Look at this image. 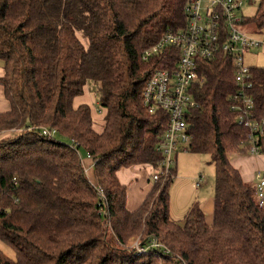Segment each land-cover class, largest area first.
<instances>
[{"label":"trees","instance_id":"trees-1","mask_svg":"<svg viewBox=\"0 0 264 264\" xmlns=\"http://www.w3.org/2000/svg\"><path fill=\"white\" fill-rule=\"evenodd\" d=\"M188 0H0V264H264V204L229 157L247 154V129L236 123L231 60H199L187 113L188 153L209 156L215 169L212 220L192 204L181 222L170 214L176 175L160 171L155 150L167 114H150L142 91L154 69L171 70L179 51L166 47L149 61L144 50L186 23ZM256 31L264 0L243 18ZM253 110L264 119V67H249ZM88 81L96 86L103 129L91 109L73 106ZM55 130L44 137L41 130ZM15 135H9V134ZM264 155V139L260 142ZM91 158L96 187L108 203L102 225L98 196L81 162ZM146 165L157 180L134 211L117 173ZM154 237L163 248L137 255L131 238Z\"/></svg>","mask_w":264,"mask_h":264},{"label":"built area","instance_id":"built-area-1","mask_svg":"<svg viewBox=\"0 0 264 264\" xmlns=\"http://www.w3.org/2000/svg\"><path fill=\"white\" fill-rule=\"evenodd\" d=\"M248 2L249 0H188L183 9L186 16L184 27L176 32H166L141 54V60L147 62L166 47L179 51L175 67L171 70L154 69L142 91V104L150 114L157 111L167 114L166 131L155 149L162 157L160 171L164 177L169 175L175 157L180 153H188L191 136L186 117L191 109L197 107L191 90L197 81L198 61L212 59L219 54L231 60L237 88L230 96V110L236 114V123L247 129L245 141L240 144L247 146L248 155L256 158L263 156L260 142L264 139V119H257L254 115L253 98L250 95L252 82L243 56L251 50L264 52V34L255 32L248 35L243 31L241 9ZM41 135L54 136L55 130L43 128ZM87 158L91 161L88 155ZM91 164L93 166L92 161ZM255 176L259 204L263 205L264 171H256ZM151 180H157V176L152 175ZM202 182L203 177L199 175L191 185L197 190ZM96 192L98 214L102 218V225L108 227V203L101 188L96 187ZM125 248L137 255H145L149 250L163 248V245L154 237L145 241L137 237Z\"/></svg>","mask_w":264,"mask_h":264},{"label":"rangeland","instance_id":"rangeland-1","mask_svg":"<svg viewBox=\"0 0 264 264\" xmlns=\"http://www.w3.org/2000/svg\"><path fill=\"white\" fill-rule=\"evenodd\" d=\"M260 0H249L248 3L244 4V6L241 9V15L243 18H252L255 16L257 8L259 6ZM243 31L248 35H253L255 32H261L264 34V24L260 28V31H256L253 26L250 24L245 25L242 27ZM243 62L246 67H264V52L261 50H251L244 54L243 56ZM0 68H1V62H0ZM98 86H96L91 81H88L83 89V93L80 96H77L73 100V106L78 107L81 104H86L91 109V116L93 120V129L95 132L99 133L103 129V116L104 112L100 108L98 104V96L96 94ZM2 98V97H0ZM8 103V102H7ZM9 135H15V134H9ZM81 157L83 158L84 165L83 168L86 167V157L87 155L83 150L79 151ZM239 153H235L230 155V160L232 161L235 157H238ZM177 166L180 165L184 168L183 173L181 174V181L178 179L176 180V184L178 182V186L175 188L173 187V197L177 196H183L187 191L188 194L191 196V198L194 200L197 195L198 197H201V193L205 191L208 195H213L214 193V183H215V169L211 162V159L209 156L205 155H191L187 153H181L178 154L176 157V162H174ZM175 164L172 165V169L174 168ZM180 169V168H179ZM198 171V174L195 176H190V173L193 171ZM200 173V174H199ZM152 174V172H151ZM198 175H201L203 179H205V183H207V186L200 189L199 193H195V189L191 188V183L196 179ZM86 176L89 180V182L96 186V182L93 177V168L89 169V171L86 173ZM175 188V189H174ZM172 219L175 221V218L172 217ZM135 238H131L128 242L129 244L131 241H133ZM128 244V245H129ZM0 251L5 254L8 258L14 259L15 253L14 251L5 245L3 242L0 241Z\"/></svg>","mask_w":264,"mask_h":264},{"label":"crops","instance_id":"crops-1","mask_svg":"<svg viewBox=\"0 0 264 264\" xmlns=\"http://www.w3.org/2000/svg\"><path fill=\"white\" fill-rule=\"evenodd\" d=\"M2 74H3V70L2 68H0V76H2ZM0 97H2L0 98V113L6 112L9 109V105L3 97L1 86H0ZM191 155H195V154H191ZM176 157H175V162H176ZM86 161L87 163L85 165L86 166L85 174L92 167L91 161L87 157H86ZM229 161L231 165L239 171L242 179L253 185H256L257 183V179L255 176L256 171L258 170L264 171V155L256 158L248 154H239V156L235 157L232 161L229 158ZM81 162L84 165V161L82 157H81ZM174 169L176 171V175L173 181V185L175 186L177 179L181 181V174L183 173L184 168L180 165L177 166L175 164ZM151 172L152 170L149 166L139 165V166H131L117 173V177L120 183L126 186V207L129 211H134L135 209H137L138 206L143 201V199L145 198L148 191L150 190L152 184L150 180ZM197 174L198 171L196 170L191 172L190 176H194L195 178ZM178 184L180 183L178 182ZM178 184H176L175 188L178 186ZM173 185L171 187V190H173L174 187ZM205 186H207V183H205V179H203L201 186L197 190H195V193L198 194L200 189ZM191 188L194 189L192 185ZM188 193L189 192L187 191L183 196L173 197V191H170L171 217L175 218L176 222H181L183 220V216L190 208V206L196 203L204 212L206 221L210 223L212 220L213 195H208L205 191H203L201 193V197H198L199 195H197V197L193 200Z\"/></svg>","mask_w":264,"mask_h":264}]
</instances>
